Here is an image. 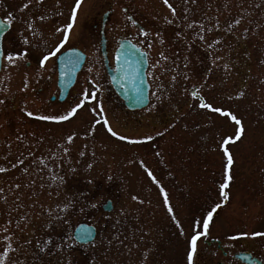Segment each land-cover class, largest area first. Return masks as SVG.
I'll return each mask as SVG.
<instances>
[{
    "label": "rangeland",
    "instance_id": "1",
    "mask_svg": "<svg viewBox=\"0 0 264 264\" xmlns=\"http://www.w3.org/2000/svg\"><path fill=\"white\" fill-rule=\"evenodd\" d=\"M74 1L0 0V17L12 23L5 55L25 53L15 63L4 60L0 74V254L5 236L14 249L4 264H188L191 237L204 231L202 218L216 204L193 264H238L242 252L264 258V236L251 235L264 232V0H169L175 15L163 0H84L61 50L78 47L87 63L69 98L52 103L55 57L44 68L39 61L63 39ZM114 3L110 66L124 31L152 55L154 90L141 111L115 102L91 25ZM122 7L167 30L159 33L164 43L132 29ZM85 90L95 98L68 120L39 119L65 115ZM201 97L241 121L239 140L222 146L237 125L199 107ZM104 119L127 139L108 133ZM224 146L233 157L226 200L219 195ZM107 201L110 212L102 209ZM80 223L96 228L94 242L71 239Z\"/></svg>",
    "mask_w": 264,
    "mask_h": 264
},
{
    "label": "snow or ice",
    "instance_id": "2",
    "mask_svg": "<svg viewBox=\"0 0 264 264\" xmlns=\"http://www.w3.org/2000/svg\"><path fill=\"white\" fill-rule=\"evenodd\" d=\"M37 2H39V0H37ZM193 2H194V0H193ZM163 3L172 11L173 15H175V9H173L172 6H171V4H169V0H163ZM81 4H82V0H75V6L72 8V13H71V18H70L72 22L68 23L66 25V27L64 28V30H63V39L56 45V47L54 49L50 50L47 54H44L42 56V58L39 61L40 68H44L45 62L48 61L51 57H55L57 55V53L63 48V46L67 43V41L69 39V30L72 29V27L74 26V22H75L76 15H77V10L80 8ZM27 6L28 5L25 4L23 7L26 8ZM41 19H43V17H41ZM129 19L131 20L130 17H129ZM167 22L168 23H171V21H167ZM132 23L135 24L136 22L134 20H132ZM237 23H238V21H237ZM3 27H4L3 22H0V30H2ZM29 27H31V25H29ZM57 31H61V29H57ZM139 34L141 36H145V37H147L149 35V33H147L143 28H140ZM179 35L180 34L177 33V36H179ZM157 39L159 40V42L161 44L164 43V40L160 36L159 33H157ZM24 43L26 44L27 43V40H24ZM148 46L151 47V44H149ZM131 49H135V45H132L131 46ZM131 49L128 52H123V53L118 50L117 53H116V55H115V62L117 64V72L118 73H121V79H127L128 78L127 73L131 70L130 69V66H129V62L127 60V57L132 54ZM24 54L25 53H16V54L8 53L7 55H5L3 53V50L0 49V58H2L4 60H7L9 63H15V61L17 59L22 58ZM143 55L144 54L141 53V57H143ZM161 55H163V54H161ZM122 58H123V63H121ZM164 59H167V57H164ZM142 62H144V61L143 60L138 61L137 62V65L139 63H142ZM78 63H79V57H77V59L74 60V61H70L71 71H69L67 73L64 72V71H62L61 72V75L62 76L67 75V76L70 77L71 74H72V72L75 71V66ZM131 78L132 79H138L139 77L135 73H133V75H132ZM185 78H187V77H185ZM113 79L114 80H117V77H113ZM133 87L136 90V97L135 98H136L137 102H141L144 99L142 90L140 88H136L135 85H133ZM192 95L195 97L197 94L194 91L192 93ZM84 97H85L84 100H82L75 107H72L65 115H45V116H40L39 119H41V120H51V121H56V122H61V121L68 120L70 117H72L77 112V109H79V108H81L83 106L85 100H88L90 98H92V99L95 98V92H92L91 94H88L87 93V90H85ZM199 107L206 108V109H210V110H212V111H214L216 113H221L222 115L230 116L231 119L237 125V128L235 130L234 138L233 137H226V138H224V140L222 142V146H223V144H228L230 142H235L236 140H239L241 138V136L243 135V132H244V128L242 126L241 121L236 116L232 115L230 112L223 111L219 107L213 108L212 105L206 103L203 100L202 97L200 98ZM94 111H95V109H94ZM100 112L101 113L103 112V108L102 107L100 108ZM27 114L29 116H32L33 115L31 112H29ZM96 123L99 124L100 121H96ZM103 124H104V127L107 129L108 133H110L113 137H116L119 140H125V139H127L126 137H124L122 135H118L115 131H113V129L109 126V123H108L107 119H104ZM158 134H160V133H158ZM73 136H74V134L67 136L66 139H67V141L69 143H71L73 141ZM147 139L151 140L152 137L149 136V137H147ZM129 142L130 143H138L139 141H129ZM81 155H83V153H81ZM224 155H225V157L227 159V165H226V168H225V178H224V182H222L220 184V186H219V195L226 200V199H228V194H227V192H225V189L228 187L229 181L232 179L231 175L229 174V171H230V167L233 164V157L229 153V151H228L227 148H224ZM0 171H4V169L3 168H0ZM145 171H147V174H148L149 177H151L152 181L154 183H157L156 178L153 175V173L150 170H148L147 168H145ZM60 179H61V181H63V177H60ZM161 192L164 193L163 188H161ZM133 199H137V198L136 197H133ZM69 203H71V202H69ZM164 204L167 207V211L171 214L173 212V209H172L171 205L169 204L168 197H167V194L166 193H164ZM67 207H68V205L66 204L65 205V209ZM93 207H95V205H93ZM220 207H221L220 204H216L215 207H213L211 210H209L207 212V216L205 218H202V224H203L204 231L197 232L195 235H193L191 237L190 247H189V251L187 253V261H188V264H193V257H194V254L196 253V250H197V240H198V238L200 236H204V235L207 234V229H208V226H209V220H211V218L213 216V212L216 209L220 208ZM63 210L64 209H62V211ZM173 219L175 220V217L174 216H173ZM177 226L178 227L180 226L179 225V222H177ZM3 231H7V229H3ZM90 234L91 233L89 231L84 230V231H81L80 233H78L77 235L71 237V239H73L74 241L85 240V239H87V237ZM245 235H247V234H245ZM251 235L253 237H256V236H264V232H253V233H251ZM3 239L5 241H9V243L7 244V247L4 248L3 253L0 254V264H4L5 259L9 255V251L14 250V249H12V245L10 243L11 237L5 236V237H3ZM232 239H236V237H232ZM48 243H50V241H48V240H46V241L43 242L44 245H47ZM68 246L70 247V245H68ZM40 251L41 252L44 251V247L43 246L40 247ZM239 259L240 260H247V261H249V264H253V262L247 256L241 255L239 257Z\"/></svg>",
    "mask_w": 264,
    "mask_h": 264
},
{
    "label": "water",
    "instance_id": "3",
    "mask_svg": "<svg viewBox=\"0 0 264 264\" xmlns=\"http://www.w3.org/2000/svg\"><path fill=\"white\" fill-rule=\"evenodd\" d=\"M0 22H3L0 18ZM4 27L2 30H0V49H2V38L4 34L9 30L10 26L3 22ZM134 45L130 42H124L120 45L119 51L120 52H128L131 49V46ZM117 50V51H118ZM116 51V53H117ZM132 54L127 57V60L129 62L130 71L127 73L128 78L127 79H121V73L117 72V64L114 61V68H110L108 66V61L106 57V51L105 47L102 41L101 46V52L104 57V64L106 68V72L109 76L111 85L113 86L115 92L118 94V96L123 100L125 107L128 110L136 111L140 110L144 107H146L149 103V84L146 79V71L148 67V59L147 54L144 53L140 48H138L135 45V49H131ZM141 53H143V57H141ZM116 55V54H115ZM79 57V63L75 66V71L72 72L71 76H62L61 72H69L71 71V64L70 61H74ZM86 56L78 49H71L68 51L63 52L61 55H59L57 59V67H58V88L60 90L59 102H63L68 97L71 89L73 88L78 73L82 70L84 63H85ZM143 60L144 62L139 63L137 65L138 61ZM121 63H123V58L121 60ZM2 65V58H0V70ZM135 73L139 78L138 79H132V75ZM113 77H117V80H114ZM133 85L136 86V88H140L142 90L144 99L141 102H137L136 100V90L133 87ZM103 211L110 212L113 209L111 201H107L103 207ZM87 230L91 234L87 237L85 240H79L76 241L78 244H89L94 241L96 237V228L94 226H90L88 224H79L77 225L73 230V236L77 235L81 231ZM242 255V254H241ZM241 255H238L237 258H239ZM244 256H247L249 254L244 253ZM247 261V260H243ZM249 262V261H247Z\"/></svg>",
    "mask_w": 264,
    "mask_h": 264
},
{
    "label": "flooded vegetation",
    "instance_id": "4",
    "mask_svg": "<svg viewBox=\"0 0 264 264\" xmlns=\"http://www.w3.org/2000/svg\"><path fill=\"white\" fill-rule=\"evenodd\" d=\"M83 1L82 0V4H83ZM81 4V6H82ZM73 6H75V1L73 2ZM81 6H80V9H81ZM119 7V4L117 3H114V4H110L108 7H107V10L104 11V13L102 14V18H101V21L99 22L98 21V15L96 17V19L94 21H92L91 25H92V28L95 32V39L96 41H99V44L101 45V42L103 41L104 42V45H105V48H106V51H107V48L109 47V38L106 36V31H107V27H108V23H109V19L111 18V16L117 11ZM122 11L127 15V18L129 20V23L131 24L132 26V29H134L138 34H139V30L140 28H143L147 33H149V35L147 37H157V33H160V32H163V34L167 35V30L160 28L158 26L155 27L154 24L152 25H147V23L150 21V20H147V23L145 24L144 23V20L142 19V17L136 15L134 12H132L129 8L127 7H122L121 8ZM129 17L131 18V20L129 19ZM71 18V16L69 17V19ZM4 21L8 22L10 24V30L12 28V23L6 19L3 18ZM132 20H134L136 23L133 24L132 23ZM68 22H72L71 19L70 21L68 20ZM150 23V22H149ZM86 25L89 24L88 20H86L85 22ZM10 30L4 35V38H3V43H2V48H3V53L5 54L4 52V42H5V38L6 36L8 35V33L10 32ZM104 38V39H103ZM124 42H132L134 44H136L137 46H139L143 51H145L148 55V60H149V67H148V71H147V77H148V81L151 85V90H150V96L154 90V86L152 85L151 83V79H150V74H148L149 72V69H150V64L152 62V55L150 53V51L146 50L145 48L142 47V45L137 41V35L132 33V32H127V31H124L122 32L116 39H115V46H114V49H113V54H112V59L114 58V54L115 52L117 51V49H119L120 45ZM70 48H78V47H69V48H64L63 50H60L57 55L55 56V71H57V68H56V59L58 57V55L60 53H62L63 51H66ZM79 49V48H78ZM81 50V49H80ZM83 51V50H82ZM84 52V51H83ZM108 53V51H107ZM88 59V57H87ZM4 61V59H3ZM30 63H26V65H29ZM1 74V73H0ZM57 74V72H56ZM79 76V75H78ZM77 82H78V78H77V81H76V84L75 86L77 85ZM74 86V88H75ZM109 90L113 93L114 97H115V102L118 104V105H122L123 106V102L117 97V95L115 94V92L113 91V89L111 88L110 84H109ZM73 88V89H74ZM73 89L71 91V93L73 92ZM57 96H58V90H57V93L52 95L50 98H49V101L50 102H56L57 101ZM16 101V99L14 100ZM150 104H151V97H150ZM153 108V107H152ZM253 258H255V260L253 261V264H264V258H262L261 256L259 257H254L253 255ZM245 264V263H242L241 261L238 260V264Z\"/></svg>",
    "mask_w": 264,
    "mask_h": 264
}]
</instances>
